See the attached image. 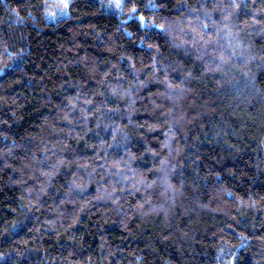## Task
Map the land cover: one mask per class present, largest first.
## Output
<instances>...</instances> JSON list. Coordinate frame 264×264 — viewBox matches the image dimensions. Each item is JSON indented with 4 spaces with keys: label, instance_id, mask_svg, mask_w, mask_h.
I'll list each match as a JSON object with an SVG mask.
<instances>
[{
    "label": "trees",
    "instance_id": "1",
    "mask_svg": "<svg viewBox=\"0 0 264 264\" xmlns=\"http://www.w3.org/2000/svg\"><path fill=\"white\" fill-rule=\"evenodd\" d=\"M106 1L0 0V264H264V0Z\"/></svg>",
    "mask_w": 264,
    "mask_h": 264
},
{
    "label": "snow or ice",
    "instance_id": "2",
    "mask_svg": "<svg viewBox=\"0 0 264 264\" xmlns=\"http://www.w3.org/2000/svg\"><path fill=\"white\" fill-rule=\"evenodd\" d=\"M69 4H70V0H59L58 4L56 5V7H57V9L59 11L58 12L50 13V15H58V14L66 13L67 9L69 8ZM109 6L114 7L116 9H122L125 6V0H109ZM145 6L151 8L152 10H155L158 7V5H153L151 3V0H149V3L147 5H145ZM233 7H239V5L234 3L233 4ZM128 11L132 15H136V13L139 11V6L136 3H132V6L128 9ZM205 11L207 12L208 10L206 9ZM139 20L141 22H145L147 25L154 26L156 29H160V30H164V31H167L168 30V27H166V25L163 24V23L156 24L154 20H147L146 21L145 20V15L143 13H140L139 14ZM189 27H191V25H189ZM192 31L195 33L196 30L195 29H192ZM199 39L202 40L203 37L200 36ZM194 42H195V40H194ZM205 43H207V42H205ZM149 47L150 48H158V45H150ZM129 59H131V58H129ZM156 63L157 62L155 60L152 61V64H153L154 67H155ZM164 81H165V83L168 85V87L170 89L172 87H174L173 85H171L168 82V78L167 77L164 78ZM140 83H143V82L141 81ZM111 92H112V94H115L116 93V89L113 88L111 90ZM90 103H91V101H90ZM133 158H134V155H133ZM113 163L117 167L121 166L120 160H114ZM129 163H130V161H129Z\"/></svg>",
    "mask_w": 264,
    "mask_h": 264
},
{
    "label": "rangeland",
    "instance_id": "3",
    "mask_svg": "<svg viewBox=\"0 0 264 264\" xmlns=\"http://www.w3.org/2000/svg\"><path fill=\"white\" fill-rule=\"evenodd\" d=\"M59 0H49V9L47 10L46 17L50 21H55L59 19L60 17H63L67 15L68 9L66 13L58 14V15H50V13L53 12H58L59 10L57 9L56 5L58 4ZM106 7L109 9H115V10H121V9H116L114 7L109 6V0L106 1Z\"/></svg>",
    "mask_w": 264,
    "mask_h": 264
}]
</instances>
